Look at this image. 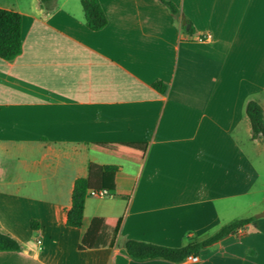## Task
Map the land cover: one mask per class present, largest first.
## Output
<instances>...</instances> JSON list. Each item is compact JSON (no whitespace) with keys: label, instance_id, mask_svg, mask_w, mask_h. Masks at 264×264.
Here are the masks:
<instances>
[{"label":"crops","instance_id":"crops-1","mask_svg":"<svg viewBox=\"0 0 264 264\" xmlns=\"http://www.w3.org/2000/svg\"><path fill=\"white\" fill-rule=\"evenodd\" d=\"M168 1L179 18L160 0H100L108 25L92 31L81 0L52 13L41 0H0L22 15L23 41L0 59V232L22 246L0 264H264V139L246 114L251 100L264 109V0ZM91 163L119 167L115 190L90 194L70 228ZM247 218L197 262L125 248H182ZM94 221L107 245L80 250Z\"/></svg>","mask_w":264,"mask_h":264},{"label":"trees","instance_id":"trees-1","mask_svg":"<svg viewBox=\"0 0 264 264\" xmlns=\"http://www.w3.org/2000/svg\"><path fill=\"white\" fill-rule=\"evenodd\" d=\"M171 12L179 18L180 13L177 6L168 1L160 0ZM58 0H41L42 7L47 13H52L57 8ZM81 5L85 13L86 26L92 31H101L108 25V17L102 7L100 0H81ZM185 27V26H184ZM187 33H192L188 28ZM22 15L0 8V59L11 61L22 52ZM155 88L165 93L167 85L162 82L154 84ZM246 114L251 123L252 139H264V109L256 101H249L246 105ZM119 172V167L112 165H99L91 163L87 177L78 178L75 181L72 193V204L67 213V226L70 228H81L84 219L85 205L91 192L108 191L110 194L115 190V179ZM254 219L247 218L233 221L223 226L216 234L203 240L191 241L182 248H171L137 240L126 242L127 253L137 260L164 259L170 262L179 263L190 255H196L199 251L206 249L220 240L236 235L250 224ZM34 230L39 229L37 221H32ZM93 222L91 228L85 234L79 249L85 250L98 248L106 243H98L93 237ZM115 235L120 231V226L114 229ZM22 246L10 235L0 232V252H20Z\"/></svg>","mask_w":264,"mask_h":264},{"label":"built area","instance_id":"built-area-1","mask_svg":"<svg viewBox=\"0 0 264 264\" xmlns=\"http://www.w3.org/2000/svg\"><path fill=\"white\" fill-rule=\"evenodd\" d=\"M200 41H209L211 40V35L210 34H205L203 35L202 37L199 38ZM92 195L96 196V197H100V198H103V197H107L109 195V192L106 191V190H102V191H99V192H91ZM42 241L40 239H37L36 240V244L37 245H41ZM187 259L193 261V262H197L199 259L196 255H190L187 257Z\"/></svg>","mask_w":264,"mask_h":264},{"label":"water","instance_id":"water-1","mask_svg":"<svg viewBox=\"0 0 264 264\" xmlns=\"http://www.w3.org/2000/svg\"><path fill=\"white\" fill-rule=\"evenodd\" d=\"M186 22V21H185Z\"/></svg>","mask_w":264,"mask_h":264}]
</instances>
